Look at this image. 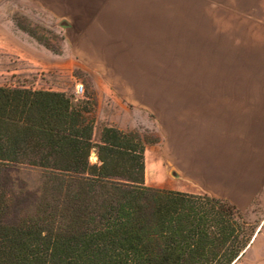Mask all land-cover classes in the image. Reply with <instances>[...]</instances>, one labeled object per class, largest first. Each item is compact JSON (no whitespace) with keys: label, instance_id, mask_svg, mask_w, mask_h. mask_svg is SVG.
Wrapping results in <instances>:
<instances>
[{"label":"crops","instance_id":"0c3cea01","mask_svg":"<svg viewBox=\"0 0 264 264\" xmlns=\"http://www.w3.org/2000/svg\"><path fill=\"white\" fill-rule=\"evenodd\" d=\"M27 1L62 29L63 71L76 62L98 65L97 123L124 132L157 127L155 179L172 176L164 190L208 195L241 211L264 200V74L257 78L264 73V0L241 2L243 10L229 16L207 0ZM13 28L12 21L0 28V52L33 72L58 67L59 55ZM191 51L194 74L177 91L153 89L166 78L150 67L172 66L177 56L185 67ZM147 149L146 177L153 168ZM245 255L237 264H264V215Z\"/></svg>","mask_w":264,"mask_h":264},{"label":"trees","instance_id":"16d2710c","mask_svg":"<svg viewBox=\"0 0 264 264\" xmlns=\"http://www.w3.org/2000/svg\"><path fill=\"white\" fill-rule=\"evenodd\" d=\"M65 93L0 86V264H237L254 235L208 195L146 186V142ZM96 162L90 161L92 153ZM37 170L36 190L15 177Z\"/></svg>","mask_w":264,"mask_h":264},{"label":"rangeland","instance_id":"374dc122","mask_svg":"<svg viewBox=\"0 0 264 264\" xmlns=\"http://www.w3.org/2000/svg\"><path fill=\"white\" fill-rule=\"evenodd\" d=\"M246 0H207L208 3L214 4L220 9L222 16H229L230 10L234 7L239 11L243 10L241 2ZM13 22V32L15 34L24 35L38 42L46 50L59 55L58 67H52L42 64L38 71H31L29 65L24 61L18 60L16 56H5L0 52V86L14 88L23 87L31 90L42 91H56L65 93L68 96L80 100L88 104L91 110V117L95 118L94 121V142L100 140L101 131L104 128L101 123H97V91L98 87H104L103 79L100 75V71L97 64H81V62L74 63V67L67 71H63L61 64L64 65V53L66 47L64 46L63 33L60 28L57 30L53 28V22L51 16L44 11L37 10L35 6L29 3L27 0H0V28H3V24H9ZM204 29H207V22L204 23ZM197 36V37H196ZM193 37L195 41L201 39V36L196 35ZM225 42V39H223ZM194 42V41H193ZM221 46L217 49L216 57L218 61L224 56ZM176 58V57H175ZM188 62L185 67H179L176 65L178 62V56L176 61L172 63V66L150 67L154 70V76H164L166 79L164 82H154L152 84L153 89L165 90V91H177L181 85V81L186 76H192L195 68L188 67L189 64H194L195 54L193 51L188 52ZM258 56L255 57L257 59ZM173 59V57H172ZM217 61V60H216ZM227 66L225 61L223 68ZM252 66H248L244 71V75L247 76L251 72ZM263 72L259 74L258 79L263 78ZM158 78V77H157ZM82 85L84 88V94L82 96L77 95L75 92L76 85ZM142 84V83H141ZM144 84V83H143ZM111 99V98H110ZM147 143V165L152 166V171L145 176L144 183L146 186L154 187L157 189H163V182L170 179L171 172L161 174L159 178H156L154 167L156 165V156L151 155L154 151L156 154L157 142L161 141L160 133L157 127L153 124L142 126L139 129L133 131ZM163 149V147H162ZM153 153V152H152ZM96 154L93 152L90 161L96 162ZM15 177L19 182L25 184L28 190H36L41 183V174L37 170H24L16 173ZM243 214L248 222L251 230L254 231V238L260 220L264 215V200L257 201L254 206L247 211H243ZM251 239V240H252ZM251 242V241H250ZM245 255L244 258H246ZM241 258V259H244Z\"/></svg>","mask_w":264,"mask_h":264},{"label":"built area","instance_id":"2783aa9c","mask_svg":"<svg viewBox=\"0 0 264 264\" xmlns=\"http://www.w3.org/2000/svg\"><path fill=\"white\" fill-rule=\"evenodd\" d=\"M75 92H76L77 95L82 96L84 94V88H83V86L80 85V84L76 85Z\"/></svg>","mask_w":264,"mask_h":264}]
</instances>
